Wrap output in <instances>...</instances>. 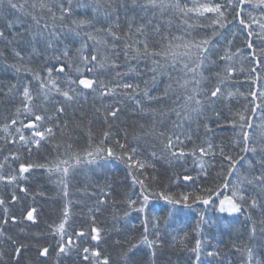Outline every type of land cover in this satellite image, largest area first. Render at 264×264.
Listing matches in <instances>:
<instances>
[{
  "label": "snow or ice",
  "instance_id": "snow-or-ice-1",
  "mask_svg": "<svg viewBox=\"0 0 264 264\" xmlns=\"http://www.w3.org/2000/svg\"><path fill=\"white\" fill-rule=\"evenodd\" d=\"M241 216L264 264V0H0V264H226Z\"/></svg>",
  "mask_w": 264,
  "mask_h": 264
},
{
  "label": "trees",
  "instance_id": "trees-1",
  "mask_svg": "<svg viewBox=\"0 0 264 264\" xmlns=\"http://www.w3.org/2000/svg\"><path fill=\"white\" fill-rule=\"evenodd\" d=\"M237 44L238 45L240 44L239 40L237 41ZM238 79L243 81L244 78L241 76V77H238ZM246 90H247V85H245V87L242 89V91H246ZM233 103H235V101ZM241 103H243L242 100H241ZM230 135H231L230 131L225 130L224 132L218 133L217 139H220L221 136L227 137V136H230ZM243 219H244V217L241 216L239 218V220L236 221L232 225V227L235 229V231L232 233L231 236L225 235L222 238V243L220 245V247H221V255L225 258L226 264H227V261H229V260L236 261V264H239L238 256L235 254L234 250L232 249V245H231V243L229 241L237 239V237H239L240 234L243 233V231H244V227H243V224H242ZM212 232L214 234H216V238L217 239H221V237L217 233V229H215V228L212 229ZM213 243H215V241H213Z\"/></svg>",
  "mask_w": 264,
  "mask_h": 264
}]
</instances>
